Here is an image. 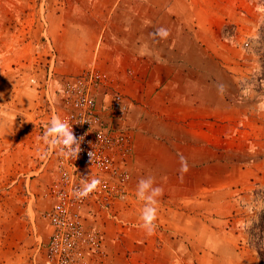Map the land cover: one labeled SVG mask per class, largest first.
<instances>
[{"label": "crops", "instance_id": "1", "mask_svg": "<svg viewBox=\"0 0 264 264\" xmlns=\"http://www.w3.org/2000/svg\"><path fill=\"white\" fill-rule=\"evenodd\" d=\"M95 1L93 20L80 6L73 16L83 21H69L57 31L50 45L56 59H50L54 75L49 85L52 90L58 75L94 66L130 100L129 187L134 197L118 204V217L129 224L101 220L106 253L98 264H208L207 220L215 197L222 206L234 205L238 190H249L255 179L264 178V111L258 110L264 97L250 85L252 67L236 54V43L222 38L230 4ZM159 28L168 30L166 39L152 35ZM46 79L31 83L37 123L48 119ZM149 175L163 191L152 235L141 227L143 202L136 199L138 181ZM43 202V209L29 215L32 264L39 261L38 244L47 238L49 202Z\"/></svg>", "mask_w": 264, "mask_h": 264}, {"label": "rangeland", "instance_id": "2", "mask_svg": "<svg viewBox=\"0 0 264 264\" xmlns=\"http://www.w3.org/2000/svg\"><path fill=\"white\" fill-rule=\"evenodd\" d=\"M222 3L230 4L222 38L236 43V54L252 67L250 85L264 97V31H259L264 6L260 0ZM80 6L90 20L97 16L94 0H0V264H32L29 215L43 209L44 174L53 163L42 154L47 150L40 139L45 128L42 122H34L39 114L33 109L31 87L33 81L46 79L50 65L53 70L50 45L56 42L61 25L83 21L73 16ZM261 180L255 179L249 190H238L234 205L222 206L221 198L215 197L207 220L208 264H258L246 229L261 206L257 193L264 189ZM38 224L43 234V220Z\"/></svg>", "mask_w": 264, "mask_h": 264}, {"label": "built area", "instance_id": "3", "mask_svg": "<svg viewBox=\"0 0 264 264\" xmlns=\"http://www.w3.org/2000/svg\"><path fill=\"white\" fill-rule=\"evenodd\" d=\"M49 74L45 89L50 91L52 67ZM54 80L43 104L48 119L42 121V127L54 116L67 120L81 150L71 159L47 145L45 156L53 163L42 192L49 202L44 212L48 232L46 240L38 244L39 261L33 264H98L106 253L101 220L129 224L118 217V204L134 197L129 187L133 153L127 122L130 100L112 89L109 75L94 66ZM86 177L99 178L102 183L98 190L78 199L74 192Z\"/></svg>", "mask_w": 264, "mask_h": 264}, {"label": "clouds", "instance_id": "4", "mask_svg": "<svg viewBox=\"0 0 264 264\" xmlns=\"http://www.w3.org/2000/svg\"><path fill=\"white\" fill-rule=\"evenodd\" d=\"M152 35L166 39L169 32L167 29L159 28ZM218 87L221 91L224 90L223 85H219ZM258 110L264 111V103L258 105ZM40 139L51 149H57L59 154L65 158L76 159L81 150L80 140L74 135L72 124L65 119H61L59 116H54L45 126ZM249 151L254 152L255 148L250 147ZM42 154L47 155V151H44ZM182 170L185 172L188 170L186 161H182ZM101 183L99 178H92L91 180L88 177L82 178L81 187L75 190L74 195L78 199L86 198L92 192L98 190ZM162 194V189L156 186L155 178L151 175L141 178L137 183L136 197L139 201L143 202L140 214L141 227L148 235H152L156 230L159 198ZM248 211L251 212L252 208L249 207ZM240 226L246 227L243 223Z\"/></svg>", "mask_w": 264, "mask_h": 264}, {"label": "trees", "instance_id": "5", "mask_svg": "<svg viewBox=\"0 0 264 264\" xmlns=\"http://www.w3.org/2000/svg\"><path fill=\"white\" fill-rule=\"evenodd\" d=\"M260 1L264 6V0ZM259 31L261 33L264 31V20ZM257 193L259 194L261 206L256 214V218L252 220L246 230L249 242L257 254L258 264H264V189L259 190Z\"/></svg>", "mask_w": 264, "mask_h": 264}]
</instances>
